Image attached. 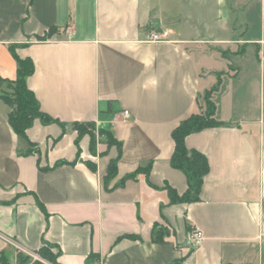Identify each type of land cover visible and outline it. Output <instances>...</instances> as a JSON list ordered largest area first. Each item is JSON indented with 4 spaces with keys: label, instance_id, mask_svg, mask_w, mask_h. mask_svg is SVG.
I'll return each instance as SVG.
<instances>
[{
    "label": "crops",
    "instance_id": "0c3cea01",
    "mask_svg": "<svg viewBox=\"0 0 264 264\" xmlns=\"http://www.w3.org/2000/svg\"><path fill=\"white\" fill-rule=\"evenodd\" d=\"M196 2L217 15L195 21ZM156 25L164 38L147 40ZM11 45L34 61L28 87L59 122L35 119L31 147L0 99V264L23 259L12 242L52 264H264V0H0L8 80L19 67ZM213 87L222 124L186 137L209 171L197 199L171 202L166 185L189 188L171 164L172 132ZM74 122H94L118 145L97 136L92 153Z\"/></svg>",
    "mask_w": 264,
    "mask_h": 264
},
{
    "label": "trees",
    "instance_id": "16d2710c",
    "mask_svg": "<svg viewBox=\"0 0 264 264\" xmlns=\"http://www.w3.org/2000/svg\"><path fill=\"white\" fill-rule=\"evenodd\" d=\"M55 33V29H50L44 35L38 36L39 40H46ZM15 46L11 45L14 57L18 62L17 78L14 80L3 79L0 77V86L6 83L7 87L11 90L10 93L0 91V99H2L11 109L9 113V122L15 132L23 139L27 140L31 147L34 146L27 136V130L33 125L35 119H40L43 123L49 124L59 122L57 119L44 113L41 109L40 103L36 98L34 92L28 87L27 79L34 73L35 65L31 58H21L15 52ZM212 92L215 91L213 87ZM209 109L206 113H194L177 126L173 132L172 137L175 142V149L171 157V164L173 167L182 170L188 177L189 188L188 191L180 196L176 190L171 186L166 185L170 194L171 202L177 201H190L198 198V192L201 188L203 177L209 171V164L207 157L195 149H189L186 146V137L193 133L202 131L209 127L220 126L222 122L218 121L215 117L216 103L213 98L207 99ZM74 129L78 131L77 144L84 134H89L91 137V151L96 152V138L97 135L105 136L109 146L118 145L116 139L109 130L97 128L94 122H74ZM120 147V146H119ZM30 149L27 153H31ZM36 151V149H34ZM79 159V158H78ZM78 159L76 161H78ZM117 159H113L107 168V177H111L117 173ZM63 163V162H60ZM90 168L96 170V165L87 162ZM149 171V170H148ZM138 172V171H137ZM136 172V173H137ZM136 173L126 176L125 179L132 178ZM164 239L162 229H157L154 232V240L160 241ZM26 258L22 259L19 264L26 262ZM186 256L180 257L174 261L173 264H184Z\"/></svg>",
    "mask_w": 264,
    "mask_h": 264
},
{
    "label": "built area",
    "instance_id": "2783aa9c",
    "mask_svg": "<svg viewBox=\"0 0 264 264\" xmlns=\"http://www.w3.org/2000/svg\"><path fill=\"white\" fill-rule=\"evenodd\" d=\"M164 35H165L164 32L161 33L159 31L154 30L147 35V40L150 41L162 40L164 38ZM122 114L124 118H129L131 115L129 110H124ZM203 239H204V232L200 228L194 227L190 233V242L194 245H197L200 242H202ZM12 246L15 248L16 253L20 258L27 259L26 262L23 264H36V263L52 264L49 261H47L45 258H43L39 253L24 248L17 242H12Z\"/></svg>",
    "mask_w": 264,
    "mask_h": 264
},
{
    "label": "rangeland",
    "instance_id": "374dc122",
    "mask_svg": "<svg viewBox=\"0 0 264 264\" xmlns=\"http://www.w3.org/2000/svg\"><path fill=\"white\" fill-rule=\"evenodd\" d=\"M194 8H195V10H194L195 12H193V13H194L195 21H199L200 18H203V16H205V17H208L209 15L212 16L213 15L212 14L213 12H214L215 15H217V11H215V10L213 12H211L207 8V9H205L203 11V7L200 6V3H198V2L195 3V7ZM162 21L164 23H168V24L169 23H172V20H169V19H163ZM153 28L160 32L159 29H161L162 27H158L156 25ZM223 48H225V47L210 46L209 51H212L214 53H217V51H219L222 55H226L228 53V50L223 49ZM227 48H229V47H227ZM254 52H255V47H254ZM214 65H216L215 66L216 69H223V68H225V62H223V63L222 62H214ZM216 74L222 76L219 73H216ZM211 89L206 90L203 93H201V96H200V106H199V109L197 111L198 114L206 113L207 110L209 109V106L207 105V99L208 98H211L212 99L213 98V94H214V92H212ZM0 91L5 92V93L6 92L7 93H10L11 92V90L7 87V84L6 83H2L1 84ZM213 101H214V99H213ZM97 136L99 137V135H97Z\"/></svg>",
    "mask_w": 264,
    "mask_h": 264
}]
</instances>
